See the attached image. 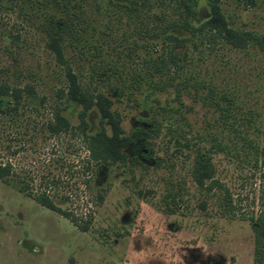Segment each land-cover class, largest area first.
<instances>
[{
	"label": "rangeland",
	"instance_id": "obj_1",
	"mask_svg": "<svg viewBox=\"0 0 264 264\" xmlns=\"http://www.w3.org/2000/svg\"><path fill=\"white\" fill-rule=\"evenodd\" d=\"M78 1L85 16L80 30L84 46H66L64 54L81 90L87 95L101 91L112 100L121 134L130 133L140 118L156 119L160 131L151 138L148 157L142 154L144 141L135 140L120 147L125 159L93 175L83 172L89 154L85 133L104 127L110 136L113 127L103 123L95 104L80 119L81 105L69 99L64 70L39 28L38 8L27 0H0V163L12 164L11 173L0 179V264H253L250 221L222 212L217 196L192 179L190 148L180 151L175 145L177 138H189L191 148L208 145L220 129L223 142L239 146L242 140L229 124L216 120L214 104L200 98L204 90L195 95L187 83L177 94L175 85L163 90L153 85L143 62V40L124 8L110 0ZM220 6L230 26L264 35V0H220ZM194 7L196 20L208 14L207 0H194ZM148 11L174 18L184 5L181 0H151ZM179 35L184 38L175 47L177 57L186 52L187 62L177 72L191 83L208 82L216 93L230 92L236 102L234 124L263 144L264 50L249 40L244 47L197 43L201 51L187 31ZM108 65L115 69L113 76ZM137 73L139 86H129ZM116 74L127 84L121 94ZM168 77L157 74L155 81L161 85ZM173 82L179 84L181 78ZM56 110L69 125L53 132ZM237 156L245 154L219 151L212 159L215 176L246 211L259 178ZM21 184L54 192L60 206L73 209L80 219L90 217L89 227L81 230L38 203ZM174 201L178 207L172 211ZM251 206L259 208V201L255 198Z\"/></svg>",
	"mask_w": 264,
	"mask_h": 264
},
{
	"label": "trees",
	"instance_id": "obj_2",
	"mask_svg": "<svg viewBox=\"0 0 264 264\" xmlns=\"http://www.w3.org/2000/svg\"><path fill=\"white\" fill-rule=\"evenodd\" d=\"M31 2V7H36L41 13L39 28L44 33L46 38V46L53 52L58 64L64 70L67 78V94L69 99L75 100L81 105L79 110L80 119L84 121L87 111L95 104L99 106L103 123L109 122L113 127L112 135L105 133L104 127L93 134L85 133V141L89 150L86 159V165L83 172L90 171V174H96L104 165L117 163L120 159L126 158V153L120 151L121 146H126L135 140L144 141V150L142 154L149 156L152 152V137L160 131V124L156 119L140 118L139 124L128 134H121L119 126L118 113L111 109L112 100L103 92L98 91L94 94L87 95L81 90L77 76L72 69L70 60L64 54L66 46H84L82 44L83 34L80 31L85 27V16L82 4L78 0H27ZM183 1L184 11H181L180 17L166 18L163 11L149 12L151 0H110L111 3L120 8H124V14L136 23L139 38L142 41L141 46L146 51V56L143 62L149 68L148 73L152 77L153 85L160 90L166 89L168 84L175 85L177 94H180L181 89L188 83L194 87L193 94L200 95L199 90H204L201 94L202 99L211 101L214 105V110L217 111L216 120L219 123L229 124L230 130H234L233 134L239 137L242 141L239 146H232L222 140V131L220 136L213 134V140L208 145H196L185 138V141L176 139V148L183 151V148H190L192 155L191 176L196 184L205 189L212 191L218 198L221 205V210L229 214L231 217L239 216L243 219H248L253 230V264H264V143L261 144L255 141L252 137L240 132L232 120L235 115L232 109L236 102L230 95V92L214 90L212 85L204 80H193L183 77L177 72L181 70L187 62L186 52L181 59L177 57L175 47L179 44L182 38L179 33L184 30L189 33L188 39H191L192 44L196 47L197 43H205L210 47H214L219 41L226 42L231 46L244 47L249 40L256 41L261 49L264 50V35H259L250 30H239L228 24L226 16L221 10L220 0H207L208 14L204 19L198 21V12L194 7V0ZM193 16V20L190 19ZM173 42V45H171ZM199 50L202 48L199 46ZM107 68L111 69L110 73L113 76L115 72L112 65ZM103 71H98L102 75ZM106 77H102L105 80ZM138 74V73H137ZM157 74H167L168 80L159 85L156 83L155 77ZM178 76L181 82L174 83V78ZM119 78L117 93L121 94L127 84L122 75H114ZM140 75L135 76L134 81L128 85L139 86ZM179 85V86H178ZM116 89V86L110 87ZM2 103H8L7 100H1ZM55 125H51L53 132L59 131L62 127L68 126L66 118L56 110L54 112ZM170 129V128H169ZM175 130V129H174ZM264 132V129H262ZM261 131V133H262ZM182 137V134H181ZM187 151V154L190 153ZM242 150L245 157L237 156V162L243 166V163L251 165V176L257 175L259 178L258 188L254 191V195L249 203V208L245 211L240 208L239 202L233 201L232 193L229 187L215 176V163L213 155L219 151H227L232 154H237ZM158 162V161H157ZM12 171L10 161L0 163V179L6 178ZM25 184L20 185L21 190H25L38 203L59 212L60 214L71 220L81 230H86L91 218L86 217L80 219L71 208L60 206L55 201L56 194L50 193L49 190L41 191L27 190ZM256 193V195H255ZM68 198V195H65ZM174 198V194H173ZM255 198L259 201V208H252L251 204H255ZM175 207L169 205L170 210L178 207V201H174ZM240 210L239 213H237Z\"/></svg>",
	"mask_w": 264,
	"mask_h": 264
}]
</instances>
